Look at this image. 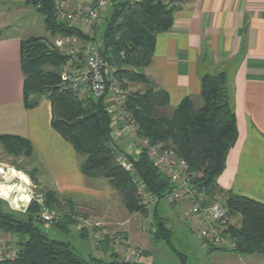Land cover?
Listing matches in <instances>:
<instances>
[{"label": "trees", "instance_id": "obj_1", "mask_svg": "<svg viewBox=\"0 0 264 264\" xmlns=\"http://www.w3.org/2000/svg\"><path fill=\"white\" fill-rule=\"evenodd\" d=\"M110 1L111 12L105 17L104 26L93 35L59 21L54 0H28L26 4L36 8L43 16L45 28L53 37L75 36L96 41L97 34L103 30L101 54L114 67L115 77L128 93L127 110L137 124V137L149 138L152 143H164L174 148L186 160L190 172L200 175L198 181L205 188L208 203L223 199L222 205L228 213L241 217L240 227L229 225L226 230V237L233 243L231 251L241 256L257 255L264 259V204L225 191L218 184V178L226 168L227 156L238 140L228 72L201 76V107L196 108L193 101L187 98L170 109L169 94L138 70L152 64L157 36L173 27L176 9L170 6L172 0H141L136 5H130L128 0ZM21 57L26 109H35L43 100H49L52 128L74 148L80 158L83 176L87 180L107 181L129 213L140 212L147 216L148 209L145 210L137 198L133 175L116 161L117 151L125 153L124 146L120 144L123 139L113 137V120L103 99L81 101L72 92L61 90L59 69L66 59L51 49L46 38L29 36L21 39ZM132 85L142 87L131 91ZM0 148L8 157L15 159H28L33 153L31 143L17 136L0 135ZM126 155L134 166L135 175L160 198L153 209V240L165 241L171 246L173 232L159 210L169 190L167 180L147 152ZM26 175L37 185L36 169ZM14 176L21 178L17 173ZM162 179L165 184L159 188ZM41 192L35 191L44 196L45 204L50 208L70 214H80L83 208L53 190ZM15 212L0 199V233L11 235L17 247V258L0 261V264H143L120 259L110 248L109 238L106 239L108 251H111L109 261L93 255L84 260L77 255L70 242L53 240L42 230L40 225L45 224L37 202L33 200L25 212ZM85 217L89 219L90 215ZM73 225L71 217L66 215L51 227L67 233ZM81 234L82 238H88L89 230L82 229ZM202 241L211 252L227 251ZM182 260L186 264L184 258Z\"/></svg>", "mask_w": 264, "mask_h": 264}, {"label": "crops", "instance_id": "obj_2", "mask_svg": "<svg viewBox=\"0 0 264 264\" xmlns=\"http://www.w3.org/2000/svg\"><path fill=\"white\" fill-rule=\"evenodd\" d=\"M21 39L0 38V135L31 143V157L23 158L36 169L40 188L53 190L80 206L91 201L106 205L117 193L107 181L100 188L89 186L74 148L52 128L50 101L26 109ZM222 71L231 79L238 140L227 156L218 184L225 191L264 204V0H188L175 10L171 30L157 36L152 64L138 73L165 90L170 109H174L187 98L196 108L201 107V76ZM120 144L127 149L129 143L123 139ZM167 204L165 210L161 205L159 210L171 229V222L181 221L189 211L186 203ZM168 208L176 211L169 212ZM188 217L192 229L199 231L203 222ZM241 223L237 218L232 225L240 227ZM73 227L81 239V232ZM96 249L107 252L106 241ZM216 255L229 264L264 262L261 256L258 261H248L232 251Z\"/></svg>", "mask_w": 264, "mask_h": 264}, {"label": "built area", "instance_id": "obj_3", "mask_svg": "<svg viewBox=\"0 0 264 264\" xmlns=\"http://www.w3.org/2000/svg\"><path fill=\"white\" fill-rule=\"evenodd\" d=\"M73 1L75 0L56 1L57 19L79 28L88 35L99 31L105 21H103L102 12L111 1L81 0L77 6L73 4ZM128 1L130 5H136L141 0ZM187 1L172 0L170 6L175 9L182 8ZM57 45L65 46L66 53V62L61 71L62 90L72 92L81 101L107 99V111L112 117L115 129L113 137L117 140H135L136 143L132 142L128 144L127 149H124L125 153L117 151L115 158L119 165L133 175V183L140 205L149 209L160 200L148 189L145 181L135 175L134 166L127 159L126 154L136 156L145 151L159 173L167 180L169 190L163 200L170 204H189L192 215L203 222L199 233L201 240L206 241L213 248L232 249L233 243L226 237V230L229 225H232L236 216L239 219L241 217L238 214H229L220 203H208L205 188L198 181L200 175L190 172L188 163L177 154L174 148L168 147L164 143H152L149 138L137 137V124L127 110L128 93L120 86L115 77L114 67L101 54L97 42L74 36L64 37ZM10 169L13 168L3 167L0 164V184L6 181V173ZM19 173L23 172L19 171ZM26 176L29 178L28 175ZM18 180L22 181L19 178ZM27 186L30 189V184ZM30 193L31 200L26 209L33 200L37 202L41 207V219L45 225L52 226L68 215L80 231L95 228L93 232L94 245L99 246L109 238L111 246H121L125 260L136 262L140 257V252L128 245L126 237L111 231L109 225L97 222L92 226L90 220L82 215L70 214L68 211L64 213L58 209L50 208L45 204L43 195L35 193L31 189ZM16 258L17 251L11 245L0 241V261L15 260Z\"/></svg>", "mask_w": 264, "mask_h": 264}, {"label": "rangeland", "instance_id": "obj_4", "mask_svg": "<svg viewBox=\"0 0 264 264\" xmlns=\"http://www.w3.org/2000/svg\"><path fill=\"white\" fill-rule=\"evenodd\" d=\"M27 1L28 0H0V38H5L8 36H19L22 39H25L29 36L43 37L49 41V46L51 49L56 50L66 59L65 46L59 47L57 45V43L63 39L64 36H51V34L45 28L43 16L37 12L36 8L31 5L28 6L26 4ZM54 1L56 5V1L61 0ZM79 2L81 3V0H75L73 1V4L77 6L79 5ZM111 5L112 2H110V4H108V6H106V8L103 10V21L105 20V17H107V15H109L111 12ZM104 23L105 21L103 22L102 26H104ZM102 32L103 30L97 34L98 40H96L98 46L101 49ZM64 65L65 63L59 69V84L61 90V71ZM141 87L142 85H132L130 90H139ZM103 101L107 107V99H103ZM128 141L127 142L129 144L135 142L133 139ZM28 163L29 161L24 158L15 159L10 156L8 157L0 148L1 166L3 165V167L5 166L13 168L7 172L8 174L14 175L17 173L21 176V178L24 177V184H21L18 178H14L13 181L0 184V199L6 201L10 210L13 212H25L27 210L26 207L29 203L28 199L31 195L30 189L32 191H40V193H42L41 191L44 192L46 190V188L44 189L39 187V180H37L38 183L35 185L30 177L28 178L25 174H23H28V172L32 170V167L29 166ZM20 170L23 173H19ZM105 183L106 182H104V180L95 179L89 180L88 182L89 186L96 188H100ZM28 184H30V189L27 186ZM27 188L29 191H27ZM222 200L223 199H219L217 203L223 204ZM12 205L19 208V210L12 208ZM82 205L83 208L80 209V215L83 217L90 215L88 220H90L92 226H94V224L97 222L104 225H109V227H111V231L126 237L128 245L140 252V257L136 260V262H141L143 264H183L182 259L184 258L186 264H229V260H225L224 257L216 255L217 252L209 251V248H207V245L203 243L199 236L201 229L199 231L195 228L192 229L188 216L193 215L190 208L191 206L187 203L186 206L188 208L189 214L185 213L186 217L183 216L181 221H175L173 220V215H169V217H172L173 220V222H171V229L173 232L171 246L167 245L165 241L155 242L153 240L152 233H155L153 209L155 205L150 207L148 210L147 208L145 209L149 211L147 216L140 212L132 214L129 213L123 207L121 198L118 194L110 197L106 205L95 203V201L84 203ZM160 205L161 207H164V210L167 208V206H169L166 200H162ZM64 207L66 206L64 205ZM167 211H172L174 213L176 210L173 208H168ZM236 219L237 216L233 221L235 222ZM40 227L48 234L51 239L70 242L77 255L84 260H88L91 255L105 261L110 260L111 251L103 253L98 250L99 252H97V246L94 245L93 239V232L95 231V228L89 229L90 236L88 238L85 237L80 239L74 227L70 232L67 233L63 231H57L55 228L47 225H40ZM78 232L81 231L78 230ZM0 241L11 245L13 249H17L16 245L14 244V239L11 235L0 233ZM110 248L114 250L120 259H123V250L121 246H111ZM226 250V252L231 251V249ZM246 258L248 261H253L254 259H257L256 261H258L259 259L258 256H246ZM260 263L257 262V264ZM261 264H264V262Z\"/></svg>", "mask_w": 264, "mask_h": 264}, {"label": "bare ground", "instance_id": "obj_5", "mask_svg": "<svg viewBox=\"0 0 264 264\" xmlns=\"http://www.w3.org/2000/svg\"><path fill=\"white\" fill-rule=\"evenodd\" d=\"M15 176L14 175H12V174H8V173H6V181L4 182V183H7V182H10V181H13V178H14ZM27 177V176H26ZM22 181H21V183H23L24 184V177H22V178H20ZM26 179V178H25ZM27 180V179H26ZM27 191H29L28 190V188H27ZM30 198H31V195H30ZM30 198L28 199L29 200V202H30Z\"/></svg>", "mask_w": 264, "mask_h": 264}, {"label": "water", "instance_id": "obj_6", "mask_svg": "<svg viewBox=\"0 0 264 264\" xmlns=\"http://www.w3.org/2000/svg\"><path fill=\"white\" fill-rule=\"evenodd\" d=\"M165 184V181L162 179L159 181L158 187L161 188Z\"/></svg>", "mask_w": 264, "mask_h": 264}]
</instances>
